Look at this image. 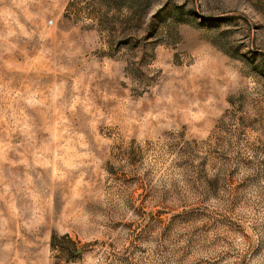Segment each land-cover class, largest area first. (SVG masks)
<instances>
[{
  "label": "rangeland",
  "instance_id": "rangeland-1",
  "mask_svg": "<svg viewBox=\"0 0 264 264\" xmlns=\"http://www.w3.org/2000/svg\"><path fill=\"white\" fill-rule=\"evenodd\" d=\"M0 264H264V0H0Z\"/></svg>",
  "mask_w": 264,
  "mask_h": 264
}]
</instances>
